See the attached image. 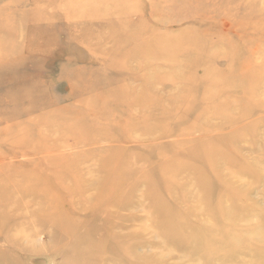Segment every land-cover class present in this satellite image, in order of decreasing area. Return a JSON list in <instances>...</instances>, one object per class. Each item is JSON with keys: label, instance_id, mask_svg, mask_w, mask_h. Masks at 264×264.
<instances>
[{"label": "rangeland", "instance_id": "rangeland-1", "mask_svg": "<svg viewBox=\"0 0 264 264\" xmlns=\"http://www.w3.org/2000/svg\"><path fill=\"white\" fill-rule=\"evenodd\" d=\"M123 21H128V25H123ZM34 28L38 31L31 30ZM84 33L93 35L94 39L82 42L78 36ZM102 36L106 43L104 39L101 42ZM100 50L105 53L101 54ZM127 54L141 60L150 54L154 57L146 62H163L167 71L176 68L177 75L164 79L174 83V88L154 90L153 77L145 78L151 89L144 92V82L140 79L130 81L137 87L133 92L115 88L114 80L129 78L119 67ZM157 54L165 58H157ZM135 61L130 64L134 74L140 75L142 69ZM191 67H195L198 74L205 68L216 67L225 76L204 78L198 75L191 79L188 78ZM90 82L94 85L92 89L87 88ZM206 82L213 84L209 99V104L213 105L211 110L219 111V105L230 102L232 107L226 112L232 120L213 117L194 124L185 120L188 112L204 107L199 103L205 98L201 88ZM189 86L200 88V91L187 95L185 88ZM220 91L228 93L217 99L215 96ZM82 100L88 104L79 108ZM165 100L170 103L162 105ZM130 101L139 102L143 111L153 113V123L158 122L161 115L170 117L161 121L173 129V132L148 140H120L118 147L129 150L134 161L130 165L120 158L106 157L102 161L111 169L98 174V171L86 169L89 163L96 164V160L77 158L82 151L91 148L89 145L69 147L63 153L56 147L39 145L41 137H37L39 129L35 122L40 114L57 116L58 119L50 122L52 125H59V119L64 122L66 113L76 116L86 114L87 109L104 107L121 112L124 117L128 116ZM248 101L258 106L251 113L240 105L244 102L247 105ZM146 122L144 119L132 121L138 125ZM114 123L113 127H118L123 119ZM211 124L225 126L209 132L196 129ZM184 127L193 128L189 136L179 135L176 131ZM23 131L25 134L19 137ZM186 137L189 141L180 144ZM205 141L222 149V153L216 148L209 152L211 158L219 159L221 155L224 161L216 162V166L221 167L218 179L225 181L231 177L229 174L242 176L246 173L242 177L244 183H233L236 192L245 197L229 196L222 207L230 208V216L236 218L237 227H257L256 224L264 220V161L259 159L262 153L264 155V0H104L103 3L98 0H0V205L7 195L12 200V206H7V215L0 214L2 264H8V261L10 264H64L65 253L53 250L51 245L55 236L66 233L67 223L54 220L51 226L44 217L49 219L51 215L66 212L69 203L65 201L69 198L76 201L74 206L81 210L77 220H94L96 223L89 229L79 227L82 232L76 234L78 238L101 240L104 242L101 249H107V255H110L97 260V264H119L116 262L119 260L125 264H206L199 257L196 261L195 257L190 256V259L188 254L177 250L186 245L194 246V243L202 244L203 241L194 238L198 233L209 229L208 225L221 230L218 222L228 223L230 218L216 214L192 216L186 221L192 229L187 228L186 233L180 234L178 232L186 227V222L174 216L177 211L215 205L212 200L220 193L221 185L216 180L206 191L197 186L181 190L176 185L167 186L162 176L166 163L178 164L179 172L192 170L194 164L198 166L194 169L198 175L210 173L214 167L194 163L199 155L198 151H192L202 147ZM232 142L238 147L235 153L223 149ZM109 145L105 140L102 143L104 147ZM132 172L134 176L130 179ZM136 176L148 178L147 183L133 191L125 190ZM78 177L88 182L83 187L85 201L80 200L78 194L82 191H78L80 185L75 182ZM108 179L117 180L119 188L112 191ZM104 185L109 187L110 193L125 197L124 201L108 206L107 202L106 207L99 209L96 198L104 195L107 189ZM47 193L55 196L54 205L44 200L43 194ZM198 193L201 195L196 201ZM159 206L167 207L161 211ZM97 211L101 218L97 217ZM35 214L41 217L35 219ZM123 219L127 225L121 227L119 224ZM228 226L233 227L232 223ZM4 227L11 231L5 233ZM106 228H111L112 236L115 233L121 237L133 234L132 241L115 243L107 235ZM258 230L264 236V227ZM166 232L172 234L168 236ZM7 234L22 246V252L18 249L20 252L12 253L5 237ZM247 241L253 251L245 254L249 249L247 246L231 248L227 253L230 257L224 264H236L234 258L242 249L245 260L264 264V247L258 248L260 240ZM71 245L70 239L67 246ZM124 247H130L134 255L120 256ZM116 251L120 253L115 255ZM135 255L158 261L145 262ZM87 257L88 261L81 257L79 260L78 255L73 254L67 261L87 264L96 260Z\"/></svg>", "mask_w": 264, "mask_h": 264}, {"label": "bare ground", "instance_id": "bare-ground-1", "mask_svg": "<svg viewBox=\"0 0 264 264\" xmlns=\"http://www.w3.org/2000/svg\"><path fill=\"white\" fill-rule=\"evenodd\" d=\"M99 3H103L104 0H98ZM117 3V2H116ZM120 4V3H119ZM122 5V4H121ZM124 6V4H123ZM98 9V7H97ZM99 14V13H96ZM135 16V15H134ZM133 16V17H134ZM123 25H128V21H123L122 22ZM38 28H34L31 29L34 32H37ZM93 35L88 34V33H84V35L82 36H78V39L81 40L82 42H89L90 40H93L94 38H92ZM96 38V36H94ZM136 38V37H135ZM102 39H104L105 43L107 42L105 40V36H102L101 38V42ZM110 39H115V38H110ZM141 41V39H140ZM115 51V50H114ZM113 52V51H111ZM100 53H105L103 51L100 50ZM98 53V54H100ZM114 57V56H112ZM154 56L150 57V54H147L145 57L142 58V60L139 57H136L134 55H126L125 59L119 64L120 70L123 72V74L125 75H129V78L124 77V79H116L114 80L113 83H115V88H117L118 90L122 91V92H133L134 90H137L133 85L130 84L131 80L134 79H140L141 81H143L144 83L142 84V87H144V89H142V91H146L147 89H151V87H149L146 81V77L148 78H154V83L153 86L155 88H153L156 91H161V90H172L174 88V83H170L169 81H165L164 79L167 77V79L170 76H175L177 75V69H173L170 71H167V65L163 62H146V59H151ZM157 58H165V56H163L162 54H157L156 56ZM166 59H169L168 57ZM134 60H136L135 62H138V66L142 69V72H144L142 74V72L140 73V75H136L134 74V69L131 66V62H134ZM183 62V61H182ZM165 64V66L163 65ZM183 64V63H182ZM198 64V63H197ZM199 64H201L199 62ZM116 65V63H115ZM180 68V67H179ZM192 68V67H191ZM145 70H149V72H146ZM152 70V71H150ZM182 70V69H181ZM126 72V73H124ZM183 72V71H182ZM181 72V73H182ZM179 74V73H178ZM202 76L204 78H210L211 76L215 75V76H225V73L221 72L218 68L214 67V68H205L203 69L202 73H197V69L195 70V67H193L192 69L189 70L188 72V78L191 79H195L196 76ZM145 76V77H143ZM127 78V79H125ZM162 89H160V87ZM94 85L90 82V85L87 86V88H93ZM140 88V87H139ZM138 88V89H139ZM202 94L205 95V98L202 99V102L199 104H203L204 107H202L201 109H197L195 108L193 111L188 112L184 117L186 121H189L191 123H197L198 121L202 120V119H207V118H213L216 117L217 120H219L220 118H230L228 113L226 111H229V109L232 107L230 102H226L223 103V105H219V111L215 110L212 111L211 107L213 105L209 104L210 102V94L213 91V84L206 82L202 85ZM196 91H200V88L197 89L196 87L193 86H189L187 88H185V92L188 93L187 95L191 94V93H196ZM221 93H217L218 96H215L217 99H219L221 96L227 94L228 92L226 91H220ZM81 101V100H80ZM79 108L81 106H83L84 104H88L87 101L82 100V102H79ZM148 103V101H147ZM170 102L168 100H165L162 105L165 104H169ZM245 103V102H244ZM244 103L240 104L243 110L248 111L249 113H251L252 111H254L255 108H257V105H252L250 103V101L247 102V105H244ZM129 111L127 112L128 116H123V114H121V112H118L114 109H105L104 108H100V109H87L86 114H79V115H72V114H68L66 113L64 115V122L63 119H59V125H52L53 123H50L53 121V119H58L57 116L55 115H50L48 113L47 116H44L43 114H40L39 118H37L36 120V124L38 125V133H37V137L40 138L41 137V141L39 143L42 145H50L52 147H56L58 152L63 153L62 151H64L66 148L69 147H81V146H91V148H89V150H84L80 153V155L77 156V158L82 159V158H92L93 161L96 162V164H94L93 162L89 163L88 166L86 167L87 170H91V171H98V174H105V172L108 169H111V166H105L104 162L102 161L103 158H120L123 160V163H125L126 165H130L131 163H134V161L132 160V157L129 153V150H126L125 148H119L118 147V142L120 140H124L125 141H142V140H148L157 136H162L165 135L167 133L173 132V129L171 127L168 126V124H166L164 121V119H168L170 117L168 116H162L159 118L158 122H151L152 118H153V113H147L145 111H143L140 108L139 102L136 101H130L129 102ZM155 105V104H154ZM160 105V104H159ZM159 105L157 104V106L159 107ZM231 106V107H230ZM139 109H136V108ZM160 107H162L160 105ZM163 109V108H162ZM135 110H141L139 113H136ZM225 112V113H224ZM83 115L87 116V117H83ZM88 115H91L88 118ZM250 115V114H248ZM119 118L123 119V123H121L120 126L118 127H113V125L115 124L114 122L116 120H118ZM134 119H144L147 122L145 124L142 125H138V124H134L132 123V121H134ZM231 119V118H230ZM232 120V119H231ZM225 125L223 126H213V124L211 125H205L202 127H196V129H202L206 132H209L210 130H214V129H218V128H224ZM192 127H184V128H180V129H176V131L179 132V135L182 136H189L192 132ZM69 133L68 135L64 136V134L62 133ZM25 134V131H23L19 137H23V135ZM106 141L107 143H109L110 145L108 147H104L102 146L103 141ZM185 141H189L188 137L181 139V143H184ZM24 142V140H23ZM206 143L202 144V147L199 148H194L192 151L197 152L199 155V159L194 162V163H205L206 165H210L212 168L214 167V169L210 172V173H205L204 175L200 176L198 175V171L194 172V169L197 168L198 166L196 165H191L192 170H186V171H177V168L179 167L178 164H174V163H166L164 164V168H163V172H162V176L163 179H165L167 186H175L180 188L181 190H185V189H192L194 187H201V190H208V187H210L211 185H213L212 183H215V181L217 180L219 182V184L221 185V189H220V193L217 194L215 200H212V203H214L215 205H210L209 207H205L204 208H198L195 207L192 210H184L183 212H179L177 211V213L175 214V218H179L181 221L186 222L188 221L190 218H192V216H197L199 214H208L210 216H212L213 214H216L218 217H227L230 218V221L228 223L226 222H218V224L220 225V229L221 230H217L213 225H208L209 229L202 231L200 233L197 234V237H194L200 241H203L202 244L197 243L194 246L191 245H186L184 247H180V251L181 253H186L189 255V257L193 256L196 258L199 257V259H203V261H206V264H224L227 262V260L229 259L230 256H228V251L231 248H236L238 245L239 246H247L249 249L247 250V252L245 251V254H249V251H253V246H251V244L247 241L249 240H253V239H257L260 240L259 244H258V248H263L264 247V236H261L260 231L258 230L259 228L264 227V220L259 221L255 228L253 229H257L255 232H251L253 229H245L243 227L239 228V226L237 227L235 224V220L236 218L231 217L230 216V208L226 207L223 208L222 204L225 201V199H229V196H234L236 199L238 198H244L245 196L236 192V190L233 188V183H235L236 181H239L240 183H244L245 179L242 178V176H238V175H234V174H229L231 175L230 178H228L225 181H221L220 179H218L219 175H220V169L221 167H217L216 166V162L221 161L224 162L221 158L222 156L219 155V159H215L214 157L211 158V155L209 154V152L212 149H215L217 151H219V153H222V149H219L218 146L212 145L211 141H205ZM176 147H181V145H177ZM237 145L235 142L229 143L227 146H224L223 149L225 151L227 150H232L234 153L237 150ZM191 150V148H189ZM15 159V158H14ZM259 159L264 161V155L263 153L261 154V156L259 157ZM121 160V161H122ZM134 165V164H133ZM231 165V164H230ZM232 166V165H231ZM217 167V168H216ZM122 168V167H120ZM176 169V171H175ZM76 170H79V168H76ZM264 172V171H263ZM134 174L133 172L130 174V179L131 177H133ZM125 178H128L126 176H124ZM137 177V176H136ZM135 177V178H136ZM132 179L130 180L128 183L129 185L127 186V191H133V189H136L138 186H140L141 184L147 183L148 178H144V177H137L136 179ZM236 178V179H235ZM215 179V180H214ZM235 179V180H234ZM115 180V179H114ZM180 180H183V182H180ZM75 182L79 183L80 185V189L78 187V191L79 192V197L80 200L85 201L86 200V195L83 193V187L85 184H87L88 182L84 179H82L81 177H78V179L75 180ZM154 182V180H153ZM151 183V180H150ZM145 185V184H144ZM108 186L110 187V189L112 191H115L117 188H119L118 186V181H111L110 179H108ZM107 185H104V188H107L106 190H104V195L101 196L100 198H96L97 201L99 202L100 205H98V208H104L106 207V205L108 206V204L113 205V203H118L119 201H124L123 198L125 197H118L116 195V193L114 192H109V187ZM113 187V188H112ZM158 191L157 188H154V191ZM200 190V191H201ZM202 192V191H201ZM28 193H33L35 195L34 192H28ZM44 195V200H46V202H50L51 205L55 204V196L47 193V194H43ZM200 193L196 194V201H199V197H200ZM233 197V198H234ZM83 198V199H82ZM211 198V197H210ZM95 199V200H96ZM12 200H10V197L7 195L5 198H3V203L0 205V214L2 216H6L8 213L7 208L11 207L12 203H10ZM184 201H186V199L184 198ZM69 203V205L67 206V211L63 212V213H59V214H55V215H51L49 216V219H47L46 217H44V220H46L49 224L51 222V226H53V222L54 220H65L67 225H66V233H64L62 236H55V239H52V245L51 248H53V250L58 249L61 252H64V256H65V262L64 264H74V261L70 262L67 261V258L69 257V255H73V254H77L78 255V259L81 257L82 260H87L88 261V257L87 255L91 256V259H96V260H91L89 263L87 264H97L98 261L107 258L110 255H107V249L103 248L104 250H102L101 248L104 246V242H102L101 240H96L94 238H89V241H87L86 238H78V233H81L82 230L79 228L81 227L83 228H90L91 225H94L96 223H94V220H86V221H79L77 220L79 213L81 212V210H78L79 208H76L74 205V203L76 201H71V198L67 199L65 201V203ZM101 202V203H100ZM109 202V203H107ZM105 203H107L105 205ZM8 204H10L8 206ZM172 207H174L172 204H170ZM8 206V207H7ZM163 207H167V206H159L158 209L163 211ZM82 208V207H81ZM80 208V209H81ZM175 209V208H174ZM99 211V210H98ZM97 211V217L101 218L100 213ZM35 219H38V217L41 216H37L36 214L34 215ZM119 217V216H118ZM116 219V217H115ZM114 219V220H115ZM195 219V218H194ZM197 220H195V222L198 221V218H196ZM204 219V218H203ZM202 219V221H203ZM232 219V220H231ZM205 220H208L207 218ZM116 221V220H115ZM122 222H120V226L122 227L124 224L125 219L121 220ZM204 222V221H203ZM213 223V222H210ZM229 223H232V226H228ZM157 224V223H156ZM155 224V225H156ZM117 223L115 222L116 226ZM125 226L127 225V223L124 224ZM158 226V225H156ZM88 228V229H89ZM160 228V226L158 227ZM188 230L190 231L192 228L190 226V224L188 222H186V227H184L183 229H180L178 233L180 234H184L186 233ZM213 228V229H212ZM5 233H9L11 230L9 227H4L3 228ZM188 231V232H189ZM111 233V228H106V233L107 235L111 236L112 240L115 243H129L130 241H132V237L133 234H129L128 236L125 237H121L120 235H118L117 233L114 234V236H112ZM167 233V232H166ZM174 233V232H173ZM169 234L172 233H167V235L169 236ZM196 234V233H195ZM6 239L10 242V246L9 249H11L12 253H16L17 250H23L22 246L16 242L14 239V237L10 234H7ZM58 238V239H57ZM70 239L72 240V245L67 246L69 244ZM86 240V241H85ZM165 240V239H164ZM65 241H67L68 243H65ZM167 241V238H166ZM197 241V240H196ZM215 242V243H212ZM168 243V242H167ZM164 246H165V242H163ZM172 244V243H171ZM256 246V245H255ZM175 247V245H174ZM163 248V246L161 247V249ZM245 248V247H244ZM239 249V248H238ZM18 250V251H19ZM21 250V252H22ZM160 250V249H159ZM246 250V249H245ZM162 251V250H161ZM165 251V250H163ZM20 252V251H19ZM18 252V253H19ZM24 252V251H23ZM221 252V255H220ZM239 252V251H238ZM243 252V249L240 251V253ZM49 253V252H48ZM115 255H118V252H114ZM238 256H235L234 260L236 261V264H253V262L247 261L244 259V257H242V254ZM131 254H133L132 250L130 247H124L122 248V253H120V256H128L131 257ZM159 254V253H158ZM164 254V253H161ZM134 255V254H133ZM170 255V254H169ZM211 255V256H209ZM136 256V255H135ZM165 256V254H164ZM137 259H141L144 260L145 262H150L153 261L155 259H152L148 256H143V255H137L136 256ZM157 257V256H156ZM163 257V256H162ZM161 257V258H162ZM166 257V256H165ZM190 257V259H191ZM255 257V256H254ZM160 258V259H161ZM233 258V257H232ZM257 258V257H256ZM7 259V256H6ZM80 260V259H79ZM98 260V261H97ZM218 262H216V261ZM13 261V259L11 258V262ZM86 261V262H87ZM158 260H155L153 262H156ZM195 261V259L193 260ZM92 262V263H91ZM95 262V263H94ZM119 264H123L122 260L116 261ZM199 262V261H198ZM0 264H2L1 260H0ZM8 264H10V262L8 261ZM125 264V263H124Z\"/></svg>", "mask_w": 264, "mask_h": 264}]
</instances>
